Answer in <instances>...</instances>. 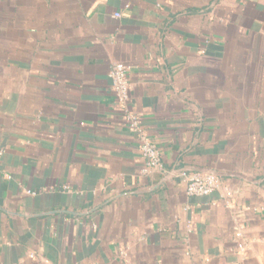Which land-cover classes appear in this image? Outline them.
Returning <instances> with one entry per match:
<instances>
[{"label": "crops", "instance_id": "1", "mask_svg": "<svg viewBox=\"0 0 264 264\" xmlns=\"http://www.w3.org/2000/svg\"><path fill=\"white\" fill-rule=\"evenodd\" d=\"M0 264H264V0H0Z\"/></svg>", "mask_w": 264, "mask_h": 264}, {"label": "built area", "instance_id": "2", "mask_svg": "<svg viewBox=\"0 0 264 264\" xmlns=\"http://www.w3.org/2000/svg\"><path fill=\"white\" fill-rule=\"evenodd\" d=\"M116 16L118 14L116 13ZM109 76L112 90L118 106L124 111L125 119L129 128L136 134L139 142V150L145 158L144 166L140 169L142 174L150 171H160L162 162L158 147L147 136L140 119L128 112V102L130 99V80L128 67L124 63L114 62L111 65ZM185 183L186 194L191 196H207L219 188L217 176L212 172H191L182 174ZM27 193L34 194L35 191L27 190ZM237 238L241 237L238 229L235 233ZM245 243L238 242L237 250L244 251Z\"/></svg>", "mask_w": 264, "mask_h": 264}]
</instances>
